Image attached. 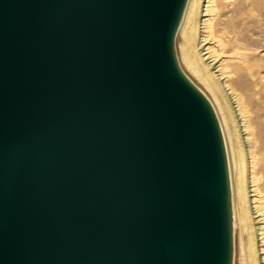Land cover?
<instances>
[{"label": "water", "instance_id": "water-1", "mask_svg": "<svg viewBox=\"0 0 264 264\" xmlns=\"http://www.w3.org/2000/svg\"><path fill=\"white\" fill-rule=\"evenodd\" d=\"M187 2L0 0V264H234Z\"/></svg>", "mask_w": 264, "mask_h": 264}, {"label": "bare ground", "instance_id": "bare-ground-1", "mask_svg": "<svg viewBox=\"0 0 264 264\" xmlns=\"http://www.w3.org/2000/svg\"><path fill=\"white\" fill-rule=\"evenodd\" d=\"M243 1L239 5L238 0H188L176 35L183 37L182 62L208 89L221 112L225 130L213 99L203 90L213 104L226 146L234 245L236 217L243 211L251 264H264V183L255 171L260 160L264 169V111L254 112L249 107L255 104L258 108L263 100L264 37L262 33L255 37L252 27L262 24L264 4L260 0ZM239 6L245 9L243 14H239ZM222 8L227 10L223 13ZM234 12L239 15L235 19ZM252 60L258 62L251 64ZM236 140L240 142V159L232 151Z\"/></svg>", "mask_w": 264, "mask_h": 264}, {"label": "rangeland", "instance_id": "rangeland-1", "mask_svg": "<svg viewBox=\"0 0 264 264\" xmlns=\"http://www.w3.org/2000/svg\"><path fill=\"white\" fill-rule=\"evenodd\" d=\"M242 1L243 0H238V4L240 3H242ZM261 2H262V4H264V0H260ZM244 2V1H243ZM239 4V5H240ZM241 6H239L238 8H239V14H243L245 11V9H242V8H240ZM227 9L225 8V9H223L222 8V12L224 13L225 11H226ZM237 10V12H238V9H236ZM244 11V12H243ZM243 12V13H242ZM235 14H234V19L235 18H237V16H239L238 15V13H237V15H236V12H234ZM236 15V16H235ZM264 18V17H263ZM261 19V23L262 24H260V26H257L256 28L255 27H252V30H253V32L255 33L254 34V36L255 37H258V35L260 36V33H262L263 34V37H264V31H263V29H264V19H262V18H260ZM263 27V29H259V28H262ZM260 31H259V30ZM261 31H263V32H261ZM182 35H180L179 33L176 35V37H175V50H176V54L178 55V59H179V64H180V66H181V68L184 70V72H186V74H188V76L194 81V83L196 84V85H198L202 90H204L207 94H208V96L211 98V100H212V102L214 103V105H215V107H216V110H217V112H218V114H219V117H220V120H221V123H222V126H223V129L225 130V127H224V123H223V120H222V117H221V112H220V109H219V106H218V104H216V101L214 100V98L212 97V95H211V93L208 91V89L203 85V83L199 80V78L197 77V76H195L188 68H187V66H186V64L184 63V62H182V58H181V49H180V47H181V44L183 43V37H181ZM253 36V37H254ZM254 37V38H255ZM258 61H251V64H253V63H257ZM260 89H261V91H262V94L260 95L261 97H260V99H262L263 98V100H261V103H259L258 105H259V109L257 108V106L255 105V104H253V105H250L249 107H251L252 106V111H264V82H261V87H260ZM263 95V96H262ZM263 108V109H262ZM255 118H257V117H255ZM259 119V118H258ZM255 120H257V119H255ZM262 120L264 121V119L262 118ZM226 133V132H225ZM227 136V135H226ZM237 141V144H236V146L234 145V147L235 148H232V151L234 150L235 152H234V154L236 153V156H237V158L238 159H240L241 158V153H240V150H239V147H240V142L238 141V140H236ZM229 144V143H228ZM227 144V145H228ZM228 150H229V155H230V158H231V153H232V151H231V149H230V146L228 145ZM260 162H261V164L259 163L258 164V168H256V172H258V176H259V178H260V180H261V183H264V174L263 173H261V172H264V169H262V164H263V161L262 160H260ZM262 169V170H261ZM239 177L240 178H242V176H241V174L239 175ZM262 177V178H261ZM262 180H263V182H262ZM263 189H264V186H261ZM242 215H240L238 218L236 217V232H235V263L234 264H251V253H250V251L248 250V246H247V239H248V236H247V234H248V229H247V224H245L246 223V221H247V219H246V215L244 214V212L242 211V213H241ZM240 218H241V220H240ZM243 223V224H242ZM242 224V225H241ZM245 224V225H244ZM246 226V227H245ZM240 227H242V229H240ZM239 230V231H238ZM241 231V232H240ZM241 233V234H240ZM243 240H242V239ZM244 240H245V244H244ZM246 246H247V248H246ZM245 250H244V249ZM242 249V250H241ZM244 253V254H243ZM249 253V254H248ZM243 255V256H242ZM245 256V257H244ZM250 256V257H249ZM242 257H244V259L242 258ZM247 259H248V261H247ZM249 262V263H248Z\"/></svg>", "mask_w": 264, "mask_h": 264}]
</instances>
